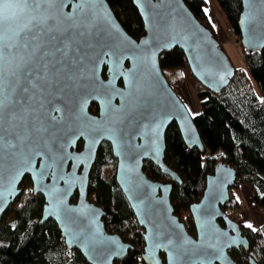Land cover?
Segmentation results:
<instances>
[{
	"label": "water",
	"instance_id": "95a60500",
	"mask_svg": "<svg viewBox=\"0 0 264 264\" xmlns=\"http://www.w3.org/2000/svg\"><path fill=\"white\" fill-rule=\"evenodd\" d=\"M133 2L144 23L138 36L124 27L108 0H85L86 17L78 12L80 0H53L39 8L32 0H11L13 7L0 21V46L21 87L29 59L28 49L20 47L24 37L30 43L36 42L33 35L49 45L68 43L72 50L42 92L18 88L14 99L20 104L0 121V219L29 175L35 193L45 197L40 223L54 219L68 247L80 250L91 264H115L126 257L133 244L107 229L105 208L89 194L91 170L107 140L117 158V183L144 228L139 264H240L230 249H249L250 240L242 222L224 209L237 179L235 167L219 160L207 174L202 196L190 205L194 235L175 212L173 182L151 177L145 166L150 160L182 182L165 159L166 132L173 122L187 146L205 150L194 115L163 70L161 53L181 48L193 75L216 92L231 81L236 65L187 0ZM105 16L119 36L108 29ZM83 19L94 20V27L81 35L85 30L73 23ZM239 25L248 51L263 48L264 0H242ZM9 111L27 113V119L9 122ZM250 264L263 263L251 256Z\"/></svg>",
	"mask_w": 264,
	"mask_h": 264
},
{
	"label": "trees",
	"instance_id": "16d2710c",
	"mask_svg": "<svg viewBox=\"0 0 264 264\" xmlns=\"http://www.w3.org/2000/svg\"><path fill=\"white\" fill-rule=\"evenodd\" d=\"M124 27L138 36L144 30L143 19L133 0H108ZM223 9L241 47L243 66H236L231 81L216 92L194 77V87L201 109L194 120L205 143V150L189 147L178 125L173 122L166 132L165 159L180 175L182 182L172 177L150 160L145 162L149 175L162 181H172L171 200L175 212L185 221L188 230L196 235L190 212L192 202L200 199L206 186L207 174L219 160L233 165L237 171L235 187L250 186L253 204L264 210V47L248 51L241 43L239 25L242 0H217ZM193 11L216 31L205 13L207 0H187ZM163 70L170 81L185 68L193 76L185 52L175 47L160 55ZM221 151L220 155L217 153ZM117 158L110 142L104 140L98 150L90 174L89 194L105 210L104 220L111 232H118L133 247L115 264H139L145 245L144 228L116 180ZM233 186V187H234ZM22 192L5 210L0 219V264H91L77 248L68 247L57 222L50 218L40 223L45 197L35 193L31 177L22 183ZM224 209L232 217L239 205L234 198ZM75 194L72 200H76ZM241 222V221H240ZM253 225V224H252ZM253 231L242 222L243 233L250 240V248L230 249L240 264H250V257L264 264V222ZM162 255L165 254L162 252Z\"/></svg>",
	"mask_w": 264,
	"mask_h": 264
},
{
	"label": "snow or ice",
	"instance_id": "6c2138e0",
	"mask_svg": "<svg viewBox=\"0 0 264 264\" xmlns=\"http://www.w3.org/2000/svg\"><path fill=\"white\" fill-rule=\"evenodd\" d=\"M25 2H27V0H25ZM32 2L36 5V8H39L42 3H51L53 0H32ZM68 2H72V0H68ZM84 3L85 0H80L77 8L79 14L86 17L88 16V12H85L84 10ZM12 7L11 0H0V18L5 19V14ZM204 11L207 13L208 9H204ZM89 12H91V9H89ZM44 22L45 21L42 18L40 23L43 24ZM105 24L111 32L119 36L118 31H116L114 25L110 23L106 16ZM25 27L27 28V25ZM73 27H82L85 31L81 32V35H84L85 32L91 31L92 27H94V20L83 19L79 23L74 22ZM48 31H51V29H48ZM0 39H2V37H0ZM23 39L24 43L21 44L20 47L28 49L29 57L27 64L24 66L23 84L26 85L24 87H21L22 81L17 72L7 66L2 46H0V121L3 120L7 109L14 104H20L18 98L14 99L18 88L24 93H29L30 90L32 93L42 92L44 85L50 82L53 70L56 69V65L63 63V59L68 58L69 53L72 50L68 43L61 42L49 45L45 42H41L40 38L36 35H33L31 38L36 41L35 43H30L27 37H24ZM79 59L82 60L83 57H80ZM7 115L9 122H23L27 119V113L19 114L9 111ZM246 227L256 231L251 223H246Z\"/></svg>",
	"mask_w": 264,
	"mask_h": 264
},
{
	"label": "rangeland",
	"instance_id": "374dc122",
	"mask_svg": "<svg viewBox=\"0 0 264 264\" xmlns=\"http://www.w3.org/2000/svg\"><path fill=\"white\" fill-rule=\"evenodd\" d=\"M206 9H208V18L216 30L219 39L229 53L232 61L236 66H243L244 59L242 56L241 47L235 39L234 32L229 24V21L219 5L217 0H207ZM183 76L177 78L176 70L170 71L171 75H175L176 79L171 83L181 98L187 104L189 110L194 115L201 109L200 99L196 94L194 87V75H189L184 68ZM221 151L217 153L220 155ZM234 198H237L239 205L234 207L235 218L243 223H251L258 226L264 222V210L257 208L253 204V197L250 186L242 183L239 187H233ZM251 219V220H250Z\"/></svg>",
	"mask_w": 264,
	"mask_h": 264
},
{
	"label": "flooded vegetation",
	"instance_id": "af4514ba",
	"mask_svg": "<svg viewBox=\"0 0 264 264\" xmlns=\"http://www.w3.org/2000/svg\"><path fill=\"white\" fill-rule=\"evenodd\" d=\"M106 69V68H105ZM121 83H122V81H121ZM98 104L96 103V102H93L92 103V105H91V110L92 111H94V112H96V111H98ZM83 139L81 138V139H79V141H78V145H77V148H81L82 146H83ZM109 142V141H108ZM76 194V193H75ZM77 195V194H76Z\"/></svg>",
	"mask_w": 264,
	"mask_h": 264
},
{
	"label": "clouds",
	"instance_id": "9594fccd",
	"mask_svg": "<svg viewBox=\"0 0 264 264\" xmlns=\"http://www.w3.org/2000/svg\"><path fill=\"white\" fill-rule=\"evenodd\" d=\"M4 18H0V21H2Z\"/></svg>",
	"mask_w": 264,
	"mask_h": 264
},
{
	"label": "built area",
	"instance_id": "2783aa9c",
	"mask_svg": "<svg viewBox=\"0 0 264 264\" xmlns=\"http://www.w3.org/2000/svg\"><path fill=\"white\" fill-rule=\"evenodd\" d=\"M233 208H234V206H233ZM236 218H239V217L237 216Z\"/></svg>",
	"mask_w": 264,
	"mask_h": 264
},
{
	"label": "crops",
	"instance_id": "0c3cea01",
	"mask_svg": "<svg viewBox=\"0 0 264 264\" xmlns=\"http://www.w3.org/2000/svg\"><path fill=\"white\" fill-rule=\"evenodd\" d=\"M251 220V219H250Z\"/></svg>",
	"mask_w": 264,
	"mask_h": 264
}]
</instances>
